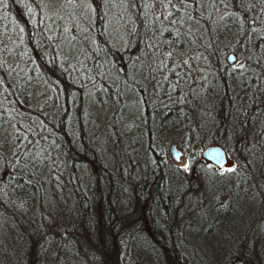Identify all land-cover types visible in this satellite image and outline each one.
Instances as JSON below:
<instances>
[{"label": "trees", "instance_id": "obj_1", "mask_svg": "<svg viewBox=\"0 0 264 264\" xmlns=\"http://www.w3.org/2000/svg\"><path fill=\"white\" fill-rule=\"evenodd\" d=\"M146 1L87 0L90 31L82 57L70 37L54 42L38 0H0V137L16 144L6 151L0 143V264H133L140 245L151 264H191L180 246L190 203L186 189L202 167L218 169L194 153L185 164L170 163L167 150L154 149V123L167 131L180 128L188 140L200 134L205 145L216 142L235 155L228 169L244 173L249 200L245 207L236 204L250 214L235 221L241 225L237 238L231 231L218 243L239 255L234 264H264V57L251 55L249 68L222 57L223 40L236 34L238 43L264 45V0H162L166 18ZM252 2L263 3L260 15L250 13ZM66 3L75 7L72 0ZM258 20L263 24L253 28ZM162 40L172 50L192 46L205 68L198 80H181L189 105H157L176 92V86H163L161 68L146 73L147 88L138 85L144 76L138 64L151 59L157 67L168 66L172 55L158 51ZM96 80L101 87L87 90ZM40 84L49 93L46 105L32 99ZM103 91L110 92L105 107L112 105L105 123L117 141L114 167L101 160L86 125L90 107L105 104ZM148 93L157 105L151 109L147 100L141 107L123 104L131 94ZM131 115L146 139L136 179L119 174ZM231 211L222 212V222Z\"/></svg>", "mask_w": 264, "mask_h": 264}, {"label": "rangeland", "instance_id": "obj_2", "mask_svg": "<svg viewBox=\"0 0 264 264\" xmlns=\"http://www.w3.org/2000/svg\"><path fill=\"white\" fill-rule=\"evenodd\" d=\"M71 0H38L40 4V15L45 17V20L48 24H50L53 35L56 36V40H62V37L68 36L70 39L74 40L78 43V51L83 57L82 49L87 47L86 38L89 34V10L84 9V5L87 0H72V3L75 4V7L71 6L72 4H68L66 2ZM146 5L150 7L152 10L159 15H162V18H166V14L163 11H160L162 8V0H148L146 1ZM88 7V5H87ZM263 7V3L258 5V2L250 3L249 10L250 13L255 15L261 14V8ZM164 10V9H163ZM116 15L113 16V21L115 24V28L119 35H121ZM251 18H248L246 22ZM125 22L122 19V23ZM263 24V21H256L253 24V28H258ZM238 35L236 34L234 37L223 40L222 43V57L225 60L226 53L228 51H232L235 54L234 60L230 63L231 66H245L248 67L250 65L251 55H254L257 58L264 57V45L260 43H256L255 47L246 46L243 43H238L237 41ZM161 45L158 47V51L161 52L163 56L172 55L171 60L165 68H162V65L156 66L154 60L150 59V63L148 65L138 64L139 70L138 75H144L139 82V86H146V80L144 77L146 73L150 72L149 70L154 69H162L158 72L160 75V81L163 86L172 88L176 86L175 94L168 93L166 97L162 98L157 105L163 106L166 110L168 107L165 106V101H173L177 104L189 105V95H187V89L184 88L181 80L184 77L193 78L198 80L205 73V68L199 64L197 55L195 54L194 49L191 47L184 46L179 47L177 49H173V47H166L165 41H160ZM83 43V44H81ZM233 47L235 49H233ZM236 49L238 51H236ZM172 50V53H171ZM17 68L20 67V64L16 65ZM171 69L169 73L167 70ZM247 77V76H245ZM246 80V79H245ZM179 82V83H177ZM245 82V81H244ZM247 82V80H246ZM177 83V84H175ZM102 85L100 80H96L86 86L87 90H96L100 88ZM145 88V90H146ZM165 93V90H161ZM32 99L35 101L40 100L41 105H46V100L49 96L47 89L42 85H38L37 88L33 90ZM168 92V91H167ZM110 93V92H109ZM104 91L102 92L105 104L102 103V109L95 110L94 106L90 107L92 113H90L89 117L87 114L86 117V125L89 129L93 131L94 137L97 139L98 145L100 147L99 156L101 160L105 161L107 159L109 161L108 164L112 167L115 164L116 158L115 155L112 154L114 152V147L116 146L117 141H113V136L107 135L106 130L108 131L109 125H106V121L111 112V106L105 107V105L110 104V99ZM142 94H131L127 98H123V104L130 105L132 107L142 106L145 100L148 102V108L151 109L156 102L153 99L152 93H148L145 98L141 97ZM78 95L74 93V99L72 107L77 102ZM144 100V101H143ZM153 100V101H152ZM142 101V102H141ZM142 103V104H141ZM39 104V103H38ZM86 104V103H85ZM105 108L109 110L105 113ZM178 110L182 113L184 112L183 107H179ZM106 116H103V113ZM154 121V119H153ZM13 123V122H12ZM21 126H27V122H21ZM125 125L127 129V133L124 134L125 140L123 144L125 146L126 151L124 159L120 161V171L119 174L121 177H128L130 179H136L140 176V167H141V158L144 153V145L146 143V139L143 132V126L139 121H137L132 115L128 120L125 121ZM186 127V126H185ZM12 128V125H11ZM105 128V132L103 129ZM172 127L169 131L163 126H159L157 123H154L151 127L150 133L154 136V149L158 153L165 152L167 150L168 158L170 163L175 164H185L188 160L191 159L192 154L199 159V150L202 146L205 145L203 143L204 137L200 134H195L193 139L188 140L184 131L177 129V127ZM190 128V127H189ZM167 131V132H166ZM2 134H6L2 132ZM203 138V139H202ZM50 141V136H48ZM11 137L3 136L0 137V143H2L3 148L14 149L16 148V144H13ZM23 141V138L19 137L18 144ZM25 142V141H24ZM171 142H175L177 147L181 149L182 154L178 161L172 159L170 153L168 152L169 144ZM92 145V144H91ZM123 146V147H124ZM7 151V149H6ZM228 154L235 160V155L232 153ZM192 165V162H191ZM193 166V165H192ZM114 167V165H113ZM191 168V167H190ZM125 170H128L126 173ZM127 174V175H126ZM197 176L191 179L190 188L186 189V199L189 197V207L186 210L187 216V224L184 230L181 233L180 246L181 249L188 255L191 264H234L240 259L239 255L235 253L236 258L231 261L230 257L232 256L230 253V249L227 247H223L218 243V239H227L226 235H229V232H233L235 238L238 237L237 234L234 233L240 229V224H238L237 220H243L249 218L250 210L243 208L248 204L247 199V178L245 177L243 172H238L236 169H219V170H210L208 167H202L200 171L195 173ZM53 178H58L57 175L53 176ZM236 202H240V206H237ZM125 207L124 203L119 205V208ZM233 209V210H232ZM231 211L227 216H225V221L222 222V212L223 211ZM63 232V231H62ZM64 234V233H63ZM147 237V234L142 231L140 233V238L144 240ZM140 245V240L137 243ZM236 247H240L239 241L235 243ZM225 246V245H224ZM141 245L138 246L137 249L133 251L131 256V262L133 264H151L150 260H147L144 252L141 251ZM207 250V255L210 257L209 260L205 257ZM207 259V260H206ZM264 263V256L262 257ZM158 262V261H157Z\"/></svg>", "mask_w": 264, "mask_h": 264}, {"label": "water", "instance_id": "obj_3", "mask_svg": "<svg viewBox=\"0 0 264 264\" xmlns=\"http://www.w3.org/2000/svg\"><path fill=\"white\" fill-rule=\"evenodd\" d=\"M248 24L252 23V19H249ZM235 58V54L232 51H228L225 56L227 63H231ZM169 153L173 160L178 161L182 151L179 149L175 142L169 144ZM199 159L203 163L210 164L216 169L231 168L234 165V159L228 154L225 147L219 143L213 142L202 146L199 150ZM236 258L235 255L230 257L233 261Z\"/></svg>", "mask_w": 264, "mask_h": 264}]
</instances>
